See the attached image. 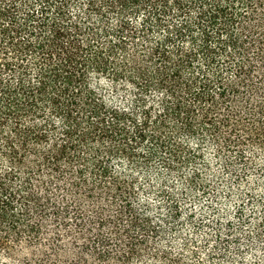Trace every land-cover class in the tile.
<instances>
[{"label": "trees", "instance_id": "1", "mask_svg": "<svg viewBox=\"0 0 264 264\" xmlns=\"http://www.w3.org/2000/svg\"><path fill=\"white\" fill-rule=\"evenodd\" d=\"M0 264H264V0H0Z\"/></svg>", "mask_w": 264, "mask_h": 264}]
</instances>
